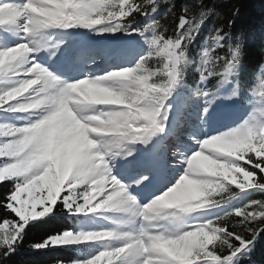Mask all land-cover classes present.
<instances>
[{"label":"snow or ice","instance_id":"6c2138e0","mask_svg":"<svg viewBox=\"0 0 264 264\" xmlns=\"http://www.w3.org/2000/svg\"><path fill=\"white\" fill-rule=\"evenodd\" d=\"M158 9L159 0H0V113L28 114L24 125L0 121V182H12L2 206L18 218L0 223V264L16 251L31 220L50 214L58 203L69 216L111 212L131 214L141 221L135 233L104 227L64 230L30 245L33 250L81 245L93 249L73 264H229L264 231L261 200L230 207L234 212L190 217L192 223L182 218L194 209L230 201L234 195L230 185L247 196L249 190L264 192V178L254 179L255 172L241 164L244 161L264 173V126L254 128L245 122L202 140L189 133L198 148L190 155L180 147L171 157L160 150L158 134L163 139L175 134L185 121L189 97L175 94V86L161 98L159 82L178 76L182 84L184 66L195 63L196 84L218 77L219 88L238 54L231 45L225 56L216 54L229 38L222 28H214L198 60H193L188 47L209 13L188 18L184 9L174 35H168V29L154 18ZM137 14L148 22L135 26ZM76 26L93 29L97 35L123 31L125 36H138L147 50L133 53L134 67L95 78L83 74L71 83L65 78L58 90L49 92L59 74L38 55L45 47L42 32ZM92 52L87 63L99 58L97 50ZM236 93L233 89L231 96ZM191 96L204 98L199 115L203 122L215 91L193 87ZM153 137L157 139L143 159L134 150L122 151L126 143L148 146ZM181 164L186 165L183 174L169 173ZM128 170L133 171L131 179L121 183ZM153 183L148 202L141 205L133 189ZM157 191L162 194L156 195ZM233 214L240 219L229 227L227 217ZM169 216V224L175 225L172 234L156 223Z\"/></svg>","mask_w":264,"mask_h":264},{"label":"trees","instance_id":"16d2710c","mask_svg":"<svg viewBox=\"0 0 264 264\" xmlns=\"http://www.w3.org/2000/svg\"><path fill=\"white\" fill-rule=\"evenodd\" d=\"M159 5L165 9V14L159 21L168 29V35H174L176 23L184 9L188 10V18L192 16L198 18L201 11L209 13L207 18L202 21L203 26L200 33L196 32L188 47L187 54L193 60L197 57L203 41L208 40L213 34V29L222 28L229 39L225 41V47L217 51V55L225 56L228 52L227 46L235 47L239 42L237 38H242L243 55L232 69L234 73L242 72L245 76L264 61V0H159ZM151 63L154 66L156 62L152 61ZM183 71V82L186 84L192 82V77H187V74H190L189 68L184 67ZM253 171L255 179L264 178V173H260L259 169H253ZM11 183L0 184V223H3L6 218H15L10 210L2 206L4 197L11 188ZM246 197H251L248 203L251 200L264 201V193L250 192V195H244V198ZM62 213L61 206L58 205L51 217L29 223L28 227L24 229L23 238L19 241L16 251L6 257L3 264H69L76 260L75 250H49L47 248L33 250L30 248L31 244L39 243L47 236L69 230L70 226L61 217ZM239 219L240 217L236 216L228 217L229 227ZM256 226L253 225V227ZM245 235L250 236V233H245ZM254 241L249 245L247 251L236 257V264L242 262L264 264V231L259 232Z\"/></svg>","mask_w":264,"mask_h":264},{"label":"rangeland","instance_id":"374dc122","mask_svg":"<svg viewBox=\"0 0 264 264\" xmlns=\"http://www.w3.org/2000/svg\"><path fill=\"white\" fill-rule=\"evenodd\" d=\"M21 23H22V21H21ZM70 55H67L66 56V59H65V61H64V57H61V62L62 63H64V64H68L69 62H70ZM114 86V85H113ZM115 87V86H114ZM60 87H59V83H51V86H50V88L48 89V91L49 92H55L56 90H58ZM191 101H196L195 103H189L188 104V106L189 105H191V104H197L199 101H200V99H199V97L198 96H195V97H192V99H191ZM197 106V108H198V106L199 105H196ZM99 107V106H98ZM193 108V107H192ZM159 116L157 117V119L159 120ZM25 123V122H24ZM157 138H154L153 140H151L150 142H149V145L148 146H145L144 145V150L147 152L148 151V149L149 148H151V146H152V143L156 140ZM160 150L161 151H163V149L161 148V145H160ZM207 151V150H206ZM0 159H2V158H0ZM223 162V161H222ZM186 167V165H184L182 168H181V173L180 174H183V169ZM172 173H178V168H172ZM37 210H41L40 209V207L39 206H37ZM52 213V212H51ZM50 213V214H51ZM50 214H46L45 216H47V215H50ZM105 214H107V213H105ZM44 216V217H45ZM99 216V215H98ZM18 219V218H17ZM123 219H125L126 220V218L125 217H119V220H122V221H118L117 220V218L115 217H113V225H106V224H102L100 227H104V228H116V229H118V230H120V231H123V232H130V231H127V230H129V229H135V228H132L131 226H129V225H127L124 221H123ZM33 220H36V219H33ZM33 220H31V221H33ZM5 227H7V225L5 226ZM136 231H134L133 233H135ZM44 249V248H43Z\"/></svg>","mask_w":264,"mask_h":264},{"label":"clouds","instance_id":"9594fccd","mask_svg":"<svg viewBox=\"0 0 264 264\" xmlns=\"http://www.w3.org/2000/svg\"><path fill=\"white\" fill-rule=\"evenodd\" d=\"M237 39L239 42L235 45L234 51L238 54L237 55V62H238L239 59L242 58L243 52H242V38L238 37ZM178 83H179L178 76L177 78H169V79L161 80L159 82V88H158L159 96L163 98V96L165 95V90L177 86ZM236 96H237V93L235 96H231L229 98L236 97ZM127 144L129 143L124 144L123 147L126 146ZM193 208H195V205L193 206Z\"/></svg>","mask_w":264,"mask_h":264},{"label":"bare ground","instance_id":"6f19581e","mask_svg":"<svg viewBox=\"0 0 264 264\" xmlns=\"http://www.w3.org/2000/svg\"><path fill=\"white\" fill-rule=\"evenodd\" d=\"M187 77H189V78H190V77H191V74H187Z\"/></svg>","mask_w":264,"mask_h":264}]
</instances>
